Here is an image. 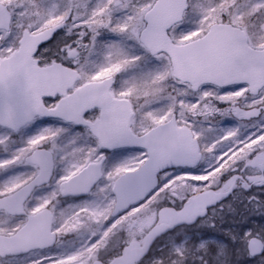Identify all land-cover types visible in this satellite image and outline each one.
Here are the masks:
<instances>
[{
    "label": "snow or ice",
    "instance_id": "6c2138e0",
    "mask_svg": "<svg viewBox=\"0 0 264 264\" xmlns=\"http://www.w3.org/2000/svg\"><path fill=\"white\" fill-rule=\"evenodd\" d=\"M258 191L264 0H0V264H264Z\"/></svg>",
    "mask_w": 264,
    "mask_h": 264
},
{
    "label": "rangeland",
    "instance_id": "374dc122",
    "mask_svg": "<svg viewBox=\"0 0 264 264\" xmlns=\"http://www.w3.org/2000/svg\"><path fill=\"white\" fill-rule=\"evenodd\" d=\"M256 195L260 196L261 199H264V192H256ZM238 208L236 209V213H230L227 210L224 213L223 222H219V226H217L216 230L213 232L214 234H209V229H204L202 235L204 240L210 244H214L213 241L228 242L227 236L225 235L226 231L229 228L232 229H248L256 226L264 225V214L259 212L252 213L248 209L244 207L243 204L238 203ZM251 206H249V209ZM199 235V233H198ZM237 264H256L255 258H245L243 256H238L235 258Z\"/></svg>",
    "mask_w": 264,
    "mask_h": 264
},
{
    "label": "trees",
    "instance_id": "16d2710c",
    "mask_svg": "<svg viewBox=\"0 0 264 264\" xmlns=\"http://www.w3.org/2000/svg\"><path fill=\"white\" fill-rule=\"evenodd\" d=\"M238 203H239V202H237V203L234 204V207H235V208H238V206H240V205H238ZM248 210H249V208H248ZM236 214H237V213H236ZM211 233H212V232H211ZM220 242H222V241L220 240ZM223 243H227V242L224 240Z\"/></svg>",
    "mask_w": 264,
    "mask_h": 264
}]
</instances>
